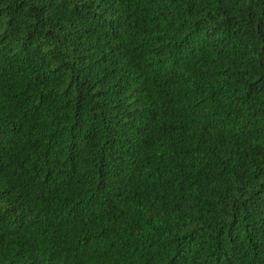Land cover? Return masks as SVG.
<instances>
[{"label": "trees", "instance_id": "16d2710c", "mask_svg": "<svg viewBox=\"0 0 264 264\" xmlns=\"http://www.w3.org/2000/svg\"><path fill=\"white\" fill-rule=\"evenodd\" d=\"M0 264H264V0H0Z\"/></svg>", "mask_w": 264, "mask_h": 264}]
</instances>
